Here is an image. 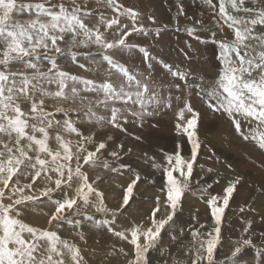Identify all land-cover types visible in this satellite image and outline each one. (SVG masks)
I'll return each instance as SVG.
<instances>
[{
	"label": "snow or ice",
	"instance_id": "6c2138e0",
	"mask_svg": "<svg viewBox=\"0 0 264 264\" xmlns=\"http://www.w3.org/2000/svg\"><path fill=\"white\" fill-rule=\"evenodd\" d=\"M105 2L116 15L108 19L101 14L99 20L93 23L92 13L82 10L77 0H71L74 5L71 8L66 7L63 2L56 4L53 0H0V264H66L65 257L70 258L72 264H82L84 258L80 248L53 229L64 223L73 224L66 213H79L81 208L111 211L103 204V194L89 183L87 174L81 170L84 164L95 163L97 154L105 149L106 144L100 142L94 146V151L88 150L85 145L93 143L92 137L83 136L71 118L57 120L54 112L46 110L45 97L68 99L70 96L78 97L82 91L94 93L98 97L94 101L96 109L108 115L99 114L92 107V101H89L83 115L89 121L101 124L107 122L116 128H122L121 122L127 123L128 116L142 122L144 117L154 115L150 108H170L172 105L171 93L167 97L161 95L160 87L150 74L138 75L113 58L117 52L131 51L138 47L127 43L128 36L133 32L147 35L148 30L143 24H137L138 13L132 9H124L117 0ZM205 3L215 7L212 0H205ZM229 7L232 12L245 15H233L228 11ZM218 8L224 22L233 30V37L219 45L220 67L214 83L205 88L202 79L201 83L195 84L194 76L190 83L192 73L181 69L179 65L174 68L165 64L164 67L173 78L183 81L184 88H191L194 84L198 89L197 95L201 96L211 110L227 115L244 140L251 138L264 151V131H261L264 129V0H219ZM25 12L29 14L26 20L16 18L17 13ZM121 17L128 18L131 27L122 24ZM149 19L153 20L152 17ZM102 27L104 31H101ZM109 30H112L114 39L107 38ZM249 41H254L255 44H249ZM62 45L66 46L67 53L74 59L81 53L73 49H90L95 46L101 50L103 60L109 68L101 70L99 80L64 71L56 59V56L65 53ZM139 51L146 61L151 59L147 49L141 47ZM44 61H47V67ZM13 65H23L25 70L13 71ZM113 76H118L119 79L113 80ZM49 85H55L56 90L46 87ZM77 85L83 87L78 88ZM174 87L180 89L181 85L175 84ZM22 104L30 105L29 110L25 111ZM185 111L193 114L184 129L188 132L189 128L197 125L199 114L193 111L188 102L179 109L181 119L184 118ZM55 112L69 116L68 110L59 106L55 108ZM242 121L253 127L247 132L242 131ZM53 129L75 133L81 139L73 146L70 140L64 139L57 131L54 137L56 147H52L49 141L50 130ZM189 138L191 139V133ZM198 146H193L192 160H185L180 151H175L164 155L167 164L153 165L161 167L166 177L165 203L170 211L166 209V218H157V212L160 211L157 197L149 226L134 225L130 229V239L122 231L115 232L117 237L128 240L134 248V255L128 260V264H149L150 249L156 248L165 226L174 222L178 202L192 174V161L195 160ZM110 155L115 157L118 153L113 151ZM22 168L32 171H22ZM42 173L50 182L53 175L56 177L54 187L47 188L43 195L48 196L56 190L62 193L60 199L53 201L56 207L47 221L49 227L44 229L33 227L19 219L20 210L17 207L37 199L23 193L25 188H32ZM21 175H30L32 183L21 186ZM13 177L17 179L13 181ZM139 179L137 175L125 189L122 208L129 205ZM73 183L78 184L75 195L67 198L63 186L71 187ZM238 183L239 179L229 182L224 188L223 207L217 206L216 197L208 201L215 227L212 231H200L205 228V225L200 224L199 229L191 232V246L185 251V255L191 258V264H214L224 208L228 206ZM6 189L12 193L7 197L10 201L17 193L21 195L5 204L3 200ZM93 195L97 197L96 201L90 199ZM251 223L248 221L243 229L247 235L236 242L232 257H237L245 247H253L256 248V254L246 264H264V246L253 243L249 232ZM73 227H79V221ZM75 235L84 239L82 233L77 232ZM261 235L264 236V233ZM119 251L128 255L123 248ZM177 264L183 262L178 261Z\"/></svg>",
	"mask_w": 264,
	"mask_h": 264
},
{
	"label": "rangeland",
	"instance_id": "374dc122",
	"mask_svg": "<svg viewBox=\"0 0 264 264\" xmlns=\"http://www.w3.org/2000/svg\"><path fill=\"white\" fill-rule=\"evenodd\" d=\"M56 1H60L59 3L63 2L69 8L74 6L71 0H53V2ZM77 3L82 10L92 13L91 22L93 23L98 21L101 14L108 19L116 15L105 0H77ZM117 3L122 5L124 9H132L138 13L137 24H143L148 30V34L144 35L140 32H133L127 37V43L138 47L133 48L131 51L123 50L117 52L113 58L138 75L150 74L160 87L161 95L167 97L171 93L173 99L170 108L163 106L159 109L150 108L149 110L154 111V115L144 117L142 122L128 116L127 123H123L122 121V128H116L107 122L101 124L96 123L94 120L89 121L83 115V112L89 105V101L93 102L92 107L96 109L94 101L98 97L94 93L82 91L78 97L72 98L70 96L68 99L45 97V104H51L50 106H46V110L54 112L57 120L63 121L66 118H71L75 126L85 137L89 135L98 136L102 142H105L109 137L111 138V146V140L109 143H105L108 154L104 155L100 153L95 159V164H84L82 167V169L86 170L87 176L89 175L88 178H91L89 179V183L96 190L98 189L97 191L102 193L103 196H106L108 202L113 204L114 208L116 204L122 203L124 191L128 184L137 175L142 177L144 175L146 180L143 182L139 181V184H137L139 187H134L133 196L135 199L130 200V204L132 205L128 218H131L134 214V223H137V221H140L141 211L143 212L144 210L145 221L148 224L151 220L152 211L156 207L157 197L161 201L160 211L167 199L166 177L163 175L161 167L153 166L154 164L164 165L167 161L155 156V154L160 152L173 154L175 151H180L185 160H192L193 146L194 144L199 145L196 149L195 160L192 161L191 177L187 182V187L183 191L184 195L189 196L191 200L195 201L193 205L190 204L188 207L190 211L196 210V214L190 215L185 213L186 224L182 226L183 238L178 240V242L182 240L192 241L191 232L199 229L200 224L205 225L208 231L212 230L211 225L215 223L208 201L212 197H216L217 206L223 207L224 188L228 186L229 182H235L239 179V183L236 185V189L230 198L231 200L233 195H236V201L234 203L229 201L230 206L224 208V211L228 208L231 213L228 212L229 215L223 214L221 221L226 217L230 218V225L233 224L235 229L240 230V232H234V230L226 232L227 224H220L221 236L214 254V264H225L227 260L236 258L232 257V251L236 242L242 236L247 235L243 232V229L247 226L248 221L252 222L249 232L251 233L253 243L264 246V236L261 235V233H264V151L260 150L251 138L242 141L243 137L236 132L235 126L227 115L211 110L205 101L201 99V96L197 95L198 89L195 88L194 84L191 88H184L183 81L173 78L164 67L165 64L172 65L174 68L176 65H179L181 69L192 73L189 77L190 83L194 76L195 84L201 83L202 79L203 87L205 88H208L207 86L210 87L214 83L220 67L218 59L220 52L219 45L222 41L230 40L233 37V34H229L230 36L225 35L233 33L232 29L222 32V29L225 26L228 27V25L219 14V0H212V4L215 7H210L209 4L205 3V0H117ZM228 11L237 16L245 15L244 13L232 12L230 7ZM28 15L27 12L17 13L16 18L26 20ZM149 17H152L153 20H150ZM120 19L122 24H127L131 27V21L128 18L121 17ZM167 26L171 30L169 29L165 33L162 29L167 28ZM101 31H104L103 27ZM111 31L109 30L106 34L110 40L114 39ZM248 43L253 45L252 41ZM205 46L218 49L217 55L211 56L209 62L200 59V57L197 59V55H199L198 49ZM62 47H65V53L56 56V59L60 68L64 71L88 79L99 80L101 70L106 71L109 68L107 62L103 60L101 50L95 46L90 49H73V51L81 53L75 59L67 53L65 45H62ZM141 47L147 49L151 57L150 60H145L143 53L139 51ZM85 52L89 54L84 55L83 53ZM43 63L45 67L48 66L47 61ZM149 64L151 65L150 68ZM80 65L84 67H80ZM17 69L21 71L25 70L23 65L12 66V70L16 71ZM112 79L118 80L119 77L113 76ZM175 84H180L181 88L176 89L174 87ZM46 87L52 91L56 90L55 85ZM77 87L82 88L83 86L78 85ZM82 97H86L87 99L82 100ZM177 97L180 99L177 100ZM185 102L190 103L193 111L199 114L197 122L204 123L205 125H196L194 128H189L188 132L184 131L187 127V120L193 117V114L187 111L184 112L183 119L179 117L177 112H179L180 108L184 107ZM23 106L24 104H22ZM57 106L68 110L69 116L65 117L63 113L55 112ZM25 107V111L29 110V107ZM96 110L99 114L108 115V113L100 112L99 109ZM78 112L80 113L79 115ZM177 125H180V127H177ZM252 126V124L242 121V131L247 132ZM50 131L52 133L59 131L63 137L69 135V140L78 137L75 133L69 134L62 129ZM261 131H264V129H261ZM189 133H191V139L189 138ZM232 133H235L234 135L236 136H233ZM99 134H105V139ZM121 145L122 147H120ZM140 147H143L142 153L138 151ZM113 151L117 152L118 155L115 157L111 156L110 153ZM138 153L140 155L136 159ZM81 163L83 162L81 161ZM72 164L75 167V160H73ZM22 171L25 170L22 168ZM92 174H95V177L92 178ZM23 176H19V179ZM53 178L56 177L53 175ZM16 179V177H13V181ZM42 181L43 186L34 195L37 199L27 201L17 207L20 210L19 219L33 227L44 229L49 227L47 221L56 207L53 201L60 199L62 193L60 190H56L50 192L48 196H44L43 192L47 188L54 187V181L50 182L45 174L42 175ZM111 183L116 187L108 193V190L111 189ZM25 184H28V181H24L20 185L23 186ZM156 184L159 185L155 186ZM158 187H163V190L158 189ZM64 189L70 190L69 192H72L73 196L75 195L76 190H74L73 185L71 189L68 186H63V191ZM151 189H154L155 192ZM28 192L29 188H25L23 194H32ZM5 195H12V193L6 189ZM20 195V193H17L12 196V201L19 198ZM141 195L145 196L141 198ZM92 197L95 196L93 195ZM12 201H8V203ZM3 202L8 204L5 202V199ZM179 205L180 203L177 205V209H179ZM113 208L109 209L111 211H101L102 215L114 217ZM125 214L128 215L126 211ZM66 215L74 216L70 213H66ZM78 216L71 218V221L73 224L76 221H79V225L86 224L85 240H88L91 244H96L97 242L102 247H115L120 262L123 254L119 250L121 248L125 250V244L122 241L115 243L112 238L108 239V241L106 239L107 235L111 236L115 232H121L120 229L117 226H112L113 229L110 230L106 220L98 219L99 222H86L82 216L79 214ZM73 224L62 225L53 230L58 233L61 228L65 227H70L69 230H75L77 227L74 228ZM205 228L200 229V231H205ZM174 230L175 225L166 227V231L158 239L156 248L150 249L148 253L149 264H152L155 259L168 251L178 253V247H176L173 239L174 236L171 233ZM61 231L64 232V229ZM92 232H95V235L91 234ZM179 245L177 244V246ZM228 249L232 250L229 251ZM248 250L251 252V254H247L249 258L242 260L239 264H245L255 256L256 248L253 247H245L238 256L242 255V253L244 256ZM65 259L66 264H72L70 258L65 257ZM243 261L245 263H242Z\"/></svg>",
	"mask_w": 264,
	"mask_h": 264
},
{
	"label": "bare ground",
	"instance_id": "6f19581e",
	"mask_svg": "<svg viewBox=\"0 0 264 264\" xmlns=\"http://www.w3.org/2000/svg\"><path fill=\"white\" fill-rule=\"evenodd\" d=\"M60 1H56L54 3H57L59 4ZM156 3V2H155ZM86 6V5H85ZM216 14V13H215ZM216 17V16H215ZM99 20V18H98ZM223 20V18H222ZM214 27V26H213ZM169 29L171 30V28L169 26H167V28H163L162 31L163 32H167L169 31ZM228 28L227 26H225L223 29H222V32L224 31H227ZM181 32V31H180ZM229 34H233V33H227L225 35H229ZM142 35V34H141ZM230 36V35H229ZM204 38V37H203ZM206 38V37H205ZM207 40V39H206ZM142 41V40H141ZM208 41V40H207ZM253 42V45H254V41ZM197 51V50H196ZM217 52H218V49H216L215 47H204V48H200L198 49V54L197 55V59H203L204 61L206 62H209L210 60V57L211 56H214V55H217ZM196 56V55H195ZM194 56V57H195ZM154 57V56H153ZM216 59V58H215ZM82 61V60H81ZM145 64V63H144ZM86 66V65H85ZM14 71V70H13ZM166 79V78H165ZM170 79V78H169ZM168 80V79H167ZM166 81V80H165ZM169 81V80H168ZM171 81V80H170ZM205 84V83H204ZM211 85V84H210ZM78 86V85H77ZM204 86V85H203ZM209 87V86H207ZM51 104H46V106H50ZM30 107V105L28 104H24L23 108L25 109L26 107ZM182 107V106H181ZM161 108V107H160ZM168 108V107H167ZM183 108V107H182ZM27 111V110H26ZM104 113V112H103ZM178 113V112H177ZM106 114V113H105ZM197 125H205L204 123H199L197 122ZM213 127V126H211ZM215 127V126H214ZM253 127V126H252ZM231 130V129H230ZM229 133V131H228ZM62 135V133H60ZM231 134V133H230ZM229 134V135H230ZM233 134V133H232ZM235 134V133H234ZM233 136H236L234 135ZM50 135H51V139L49 141L50 143V146L52 147H56V142H55V135H56V132L52 133L50 131ZM103 139H105V134H99ZM212 135V134H211ZM240 135V134H239ZM68 136L69 135H66L64 137V139H68ZM83 136H85L83 134ZM91 136V135H89ZM233 136L231 135V137L233 138ZM74 137V136H73ZM88 137V136H87ZM92 137V141L93 143L92 144H86L85 146L88 148V150L90 151H94L95 150V145H98V143L102 142L101 139H99L98 136H91ZM238 137V136H237ZM235 137V138H237ZM239 139V138H238ZM237 139V140H238ZM69 140V139H68ZM71 142H72V145L75 146L77 144L78 141H80V136L76 137V138H73V139H70ZM111 139H106V141L104 143H109ZM211 140V139H209ZM244 139H242L243 141ZM229 141V139H228ZM241 141V140H240ZM230 144V143H229ZM108 145V144H107ZM112 145V140H111V144L110 146ZM251 146V145H250ZM2 147V146H0ZM108 147V146H107ZM255 147V145H254ZM107 148L105 147V149H102L101 150V154H104V155H107L108 152L106 151ZM73 151H75V147H73ZM139 153H142L143 152V147H140V149H138ZM100 153L97 154V157L100 155ZM137 154L136 156V159L139 157L140 154ZM166 153H157L155 154V156L161 158V159H164V155ZM133 162V161H132ZM236 163V162H235ZM95 164V163H94ZM167 164V163H166ZM98 167V166H97ZM96 168V167H95ZM94 169V168H93ZM217 169V168H216ZM221 169V168H220ZM27 172H31L32 170L31 169H28V170H25ZM83 172L86 173V170L85 169H82ZM213 173V172H212ZM87 174V173H86ZM176 174V173H174ZM43 175V173H42ZM177 175V174H176ZM219 175V174H218ZM89 176V175H88ZM95 177V174H92V178ZM140 179L145 181L146 178L142 176H140ZM55 178H53L52 181H54ZM91 179V178H89ZM27 182L28 181V184L32 183L31 181V176L30 175H24L22 178L19 179V184H21L22 182ZM90 181V180H89ZM42 176L40 178L37 179L36 183L33 184L32 188L29 189V192L32 193L30 194L31 196H34L35 193L37 191H39V188L41 186H43L42 184ZM159 183V182H157ZM160 184V183H159ZM159 184H156L155 186H158ZM10 185H12V182L10 183ZM74 186V190H76V188L78 187V184L76 183H73L72 184ZM164 185V184H163ZM101 186V185H100ZM107 186V185H106ZM154 186V187H155ZM48 187V186H46ZM115 185H113L111 183L110 185V190H108V193L110 191H113V189H115ZM118 187V186H117ZM120 187V186H119ZM136 187V186H135ZM151 187V186H150ZM73 188V187H72ZM102 188V187H101ZM68 189V188H67ZM67 189H64V192H66L67 194V198H71L73 196L72 192H69ZM69 189H71V187H69ZM158 189H163V187H158ZM98 190V189H97ZM103 190V189H102ZM154 191V189H151ZM28 192V193H29ZM75 192V191H74ZM146 192V190H145ZM155 192V191H154ZM140 193V192H139ZM148 193V192H147ZM122 195V194H121ZM150 195V194H149ZM184 195V194H183ZM10 196V195H5V202L8 203V201H10L9 199H7V197ZM136 196V195H135ZM145 196V195H144ZM143 195H141V198L144 197ZM91 200L93 201H96V197H90ZM132 199H135L134 196H132ZM137 199V198H136ZM147 199V198H146ZM149 200V199H148ZM229 201H231L232 203H234L236 201V195H233V198ZM142 202V201H141ZM164 202V201H163ZM132 203V202H131ZM180 203V205L178 206L179 209H177L176 213H175V216H174V222H169V224H167L165 226V229L162 230L161 234H163V232L166 231V227L169 226V225H175V230L174 231H171V233L173 234V236L176 237V239L174 240L175 241V244H176V247H178V253H173L168 251L166 253H164L163 255H161V257H158L157 259H155L153 261L152 264H177L178 261L180 262H183V264H191V258L190 256L188 255H185V251L190 248L191 246V242L190 240L188 241H181V242H178V240H180L181 238H183V229H182V226L184 224H186L185 222V213H188L190 215H194L196 214V210H193V211H190L189 209V205L193 203H195V201L191 200L189 196L187 195H184L183 197H181V200L178 202V204ZM103 204L104 206L107 208V209H112L113 208V204H110L106 198V196H103ZM115 204V203H114ZM121 204L122 203H119V204H116L115 207L113 208L114 210V217L112 216H105V215H102L101 211H97L95 208H92V207H89L87 209H83L81 208L80 209V212L78 213L80 216L83 217V219L86 221V222H96L98 221V219H101V220H106L107 221V224L109 226L110 229H113L112 226H117L120 231L124 232L126 236H128V238L130 239V229L134 226V225H141L144 226V227H147L151 224V220L148 222V224H146V221H145V215L143 214V212L141 211L142 214H140V221L137 223H134V219H135V216L133 214V216H131V218H128V216H130V213H129V210L131 209V205L129 203L128 206L126 207H121ZM159 204H161V201L159 200ZM230 204H228L227 207H229ZM161 211L160 212H157V218H166V215H167V211H170V208H168V206L166 205V203L163 205V207H161ZM167 209V211H166ZM118 210V211H117ZM139 210V209H138ZM152 210V209H151ZM125 211L128 215L125 214ZM231 213V211L227 208L223 214L224 215H229L228 214ZM71 215H74V216H68L69 220H71V218L73 217H76L78 216L77 213L75 212H72L70 213ZM110 215V214H109ZM132 215V214H131ZM138 215V214H137ZM79 217V216H78ZM139 217V215H138ZM81 218V217H79ZM137 218V217H136ZM93 219H95V221H93ZM99 222V221H98ZM230 222H231V219L230 218H225L223 221H221V223H225L227 224V228H226V232H231L232 230H234V232H240V230L238 229H235V226L233 224L230 225ZM69 223H64L63 226H67ZM72 225V224H71ZM98 225V224H97ZM230 225V226H229ZM100 226V225H99ZM215 227V224L214 225H211V228L212 230L214 229ZM64 229V232L61 231ZM61 228V230L59 231V234L64 237V238H67L69 239L71 242L75 243L81 250V255L83 256L84 260L82 262V264H121V263H124V264H128V260L131 259L134 255V248L132 245H130L128 243V240H122L120 239L119 237H117L115 234L114 235H107L106 236V239L108 241V239L112 238L115 243H118L119 241L123 244H125V251L128 253L127 256L123 255L122 259L120 260L119 262V257H118V254H117V250L116 248H112V247H108V246H105V247H102L100 244H98L96 242V244H91L88 242V240H85V234H86V224H82V225H79V227H77L75 230H69L70 227H65V228ZM206 230L208 228H205ZM211 230V231H212ZM82 233L83 236H84V239L81 240L80 239V236L79 235H75V233ZM91 234H94L95 235V232H92ZM160 234V236H161ZM96 237V236H95ZM185 237V236H184ZM224 237V236H223ZM222 240V239H221ZM125 242V243H124ZM177 244H180L179 246H177ZM225 244V243H224ZM229 251H231L232 249H228ZM132 254V255H131ZM247 254H251V252L248 250L247 252H245V255L243 256V253L242 255L240 256H237L235 259L233 260H227V262L225 264H239L241 263L242 260H246L249 258V256ZM129 255H131L129 257ZM242 263H245V261H243ZM67 264H71V263H67ZM222 264V263H220ZM246 264V263H245Z\"/></svg>",
	"mask_w": 264,
	"mask_h": 264
},
{
	"label": "crops",
	"instance_id": "0c3cea01",
	"mask_svg": "<svg viewBox=\"0 0 264 264\" xmlns=\"http://www.w3.org/2000/svg\"><path fill=\"white\" fill-rule=\"evenodd\" d=\"M139 181H140V182H143V180H141V179H139ZM139 181L137 182V184H139ZM137 184H136L135 186H136V187H139V185H137ZM136 187H135V188H136ZM143 214H144V210H143Z\"/></svg>",
	"mask_w": 264,
	"mask_h": 264
}]
</instances>
